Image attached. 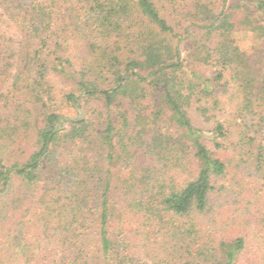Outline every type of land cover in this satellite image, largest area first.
Here are the masks:
<instances>
[{"label":"trees","instance_id":"1","mask_svg":"<svg viewBox=\"0 0 264 264\" xmlns=\"http://www.w3.org/2000/svg\"><path fill=\"white\" fill-rule=\"evenodd\" d=\"M65 1L70 3L66 20L72 33L52 36L42 20L49 15L50 0H0V87L11 77L12 83L20 79L13 68L26 63L30 72L26 86L42 99L50 71L73 78L65 66L49 63L64 59L72 65L62 54L76 31L91 40L92 59L106 51L109 40L121 38L123 47L136 46L142 59L128 57L126 75L117 71L111 88H99L89 80L80 86L110 106L116 95H126L130 89L132 102L140 103L148 92L141 83L148 82L159 90L170 119L184 134L169 136L157 127L150 135L128 137L129 144L119 138L118 149L115 130L118 135L121 130L109 117L104 120L102 145L96 148L78 144L86 137L84 119L72 120L73 127L60 135L55 128L41 129L37 156L44 159L37 157L17 172L26 173L28 181H38L42 168L46 171V200L38 218L62 255L37 258L36 240L32 245L18 243L12 247L14 256L23 258L15 259L17 264H240L249 239L256 241L252 245L256 252L264 250V65L252 73L234 45L230 15L207 14L195 21L207 40L218 37L204 62L212 58V64L220 67L215 76L220 86L229 71L227 82L235 94L228 100L232 123L215 121L209 146L188 109L196 99L205 114L208 86L214 90L218 86L179 77L177 48L168 58L161 53L160 33L177 36V32L159 5L154 0ZM255 4L264 11V0ZM258 27L264 36V27ZM116 55L122 57V52ZM11 104L8 92L0 88V110L9 111ZM59 118L49 113L47 126ZM121 120L124 127L129 125L123 115ZM51 143L53 148L48 147ZM122 170L125 176L118 175L116 182L114 174ZM9 179V169L0 170V181L6 184ZM111 189L118 193L117 199H111ZM1 254L0 264H5ZM251 260L258 264L257 256Z\"/></svg>","mask_w":264,"mask_h":264},{"label":"rangeland","instance_id":"2","mask_svg":"<svg viewBox=\"0 0 264 264\" xmlns=\"http://www.w3.org/2000/svg\"><path fill=\"white\" fill-rule=\"evenodd\" d=\"M154 1L159 5L161 14L167 18L177 32V36L161 33L158 35L162 38L160 44L161 53L164 56L168 58L172 49L177 48L178 60L182 65L178 72L179 77L197 85L207 83L218 86L216 90L208 86V91H211V94L205 101L209 103L206 105L208 111L205 114L200 109L204 105L197 102L196 99L188 109V114L194 125L202 130V136L206 138L205 142L212 146L211 143L214 139L212 129L215 121L224 122L226 126H230L232 123L228 100L235 98V94H233L231 83H228L230 82L229 71L224 75L223 85L220 86L215 78L216 71H219L220 67L212 64V58L204 62L207 49L214 47L218 37L210 36L207 40L204 34L205 30L199 29L195 25V21L207 14L217 15L222 12L229 14L233 24L231 34L234 45L243 52L244 59L253 73L264 65V36L259 34L262 31L258 27H264V11L257 8L255 3L258 0ZM69 5L70 3L65 0H50L48 3L49 15L43 17L42 20L49 24L48 31H51L52 36L59 31H63L64 34L72 33V26L66 20V17H69ZM10 27H12L11 23ZM253 27L257 29L254 30ZM130 32L131 29H128L125 34L128 35ZM11 33L20 40L19 35L12 28H10ZM120 39L109 40L106 51L100 52L96 59H92L89 57L94 52L91 40H86L82 32L76 31L72 40L69 39L68 47L64 48L66 54H62L64 58L70 59L72 65L64 62V59L62 61L54 59L49 63V67L53 65L57 68L65 66L71 71L73 78L63 77L58 72L50 71L48 90L45 87L41 89L42 99H37L26 86V80L30 74L26 63L21 68H19L20 64L13 68V73L19 75L20 79L12 83L11 77L7 83L0 87L1 91L6 94L8 92L12 99L9 111L8 109L0 110V170L9 169L10 176L6 184L2 180L0 181V253L2 252L1 258L5 264H17L15 259H23L19 254V257L14 256L12 251L14 244L28 243L32 245L35 240L39 248L34 253V255L36 254L34 257L51 260L62 255L56 239L51 237L50 233L43 232L38 218L46 200L47 192L44 187L46 171L42 168L39 177L43 180L38 178V181H28L26 173L17 172L22 169H17V167L27 165L37 159V154L42 147L38 136L41 129L55 128L54 130L60 135L73 127L72 120L84 119L86 137L78 144H89L91 148L94 145L96 148L102 145L101 135L105 125L104 120L109 117L114 128L121 130L120 135H118V130H115L114 141L118 149L120 139L129 144L128 137H133L135 134L145 136V133L150 135V131L157 127L160 128L161 133L182 138L184 131L170 119L163 97L159 90H156L150 83H141V86H144L148 92L147 96L141 98L140 103L138 100L132 102L133 89H130V93H126V95H116L110 106H106L105 101L99 95H87L82 89L83 87L80 86L81 82L89 80L99 88H111L115 85L117 71L126 75L124 65L128 57L129 59H142L136 46L123 47L124 42H121ZM117 52H122V57L117 56ZM116 56L117 61L113 59ZM72 67L73 69H71ZM202 94V92L197 93V95ZM215 101L218 103L214 104ZM223 102L226 103L225 109ZM49 113L60 116L52 126H47L46 115ZM121 115L128 120L127 127L122 124ZM48 147L53 148L52 143L48 144ZM43 159L44 156L40 155L37 161ZM118 175L123 178L125 171L122 170L118 174H114L116 182ZM111 191V199H117L118 193L113 192V189ZM116 209L118 210L119 207ZM248 241L249 245L242 254L240 264H252L255 262L251 260L253 256H257L258 264H264V250L256 252L257 250L252 248L253 244L256 246V241L253 239Z\"/></svg>","mask_w":264,"mask_h":264},{"label":"water","instance_id":"3","mask_svg":"<svg viewBox=\"0 0 264 264\" xmlns=\"http://www.w3.org/2000/svg\"><path fill=\"white\" fill-rule=\"evenodd\" d=\"M38 159H39V157H38ZM38 159H37V160H38ZM21 168H23V166L17 167V169H21Z\"/></svg>","mask_w":264,"mask_h":264}]
</instances>
